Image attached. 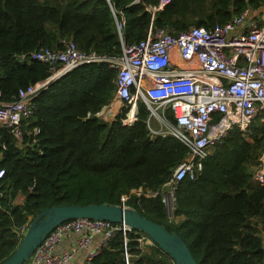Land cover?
I'll return each instance as SVG.
<instances>
[{
	"label": "trees",
	"instance_id": "obj_1",
	"mask_svg": "<svg viewBox=\"0 0 264 264\" xmlns=\"http://www.w3.org/2000/svg\"><path fill=\"white\" fill-rule=\"evenodd\" d=\"M159 1L0 0V101L15 100L19 90L49 76L46 64L20 62L16 54L61 49L72 40L80 50L114 57L121 44L140 42L150 27L209 29L262 0H169L151 19L146 6ZM115 20L123 21L120 35ZM115 76L105 62L80 65L34 97L22 141L0 127V264L17 248L20 229L42 210L120 205L132 189H159L186 157L188 149L173 136H149V111L141 102L129 126L121 115L110 122L97 115L114 98ZM164 113L175 124L170 108ZM263 153L264 122L255 119L245 136L236 129L226 134L195 180L180 181L172 218L161 195L131 194L126 205L178 235L197 264H264V183L252 180ZM18 196L21 204L14 203ZM145 239L138 230L125 238L115 232L88 264L173 263Z\"/></svg>",
	"mask_w": 264,
	"mask_h": 264
},
{
	"label": "built area",
	"instance_id": "obj_2",
	"mask_svg": "<svg viewBox=\"0 0 264 264\" xmlns=\"http://www.w3.org/2000/svg\"><path fill=\"white\" fill-rule=\"evenodd\" d=\"M140 1V0H138ZM169 0H160L146 8L151 19ZM115 17V14L113 12ZM120 35L123 21L115 20ZM61 49L39 47L30 54L14 55L20 62L36 60L48 66L49 76L26 89L19 90L15 100L0 101V127L17 141H22V123L33 113V99L53 81L70 70L95 62H105L116 71L114 98L97 115L105 120L110 114L120 116L122 125L136 120L141 102L149 111L146 127L150 137L169 135L187 149L186 157L172 170L168 180L157 190L132 189L120 196V206L130 208V195H161L166 215L173 217L176 190L184 178L195 180L205 159L232 129L244 136L255 119L264 122V0L258 8L246 7L227 22L206 29L190 27L180 33L169 29L149 28L138 43L124 46L120 55L100 56L80 50L72 40H64ZM1 94V91H0ZM118 104V108L113 107ZM161 110H160V109ZM170 108L175 124H170L164 109ZM156 123V126L152 122ZM34 133L37 130L34 129ZM252 180L264 183V153ZM3 170L0 169V178ZM27 230L23 226L22 236ZM131 228L107 220L74 218L51 230L29 258V264H68L76 253L97 240L84 264L99 253L101 247L120 231L125 238ZM77 233L75 242L59 252L62 239ZM151 244L150 239H145ZM176 264V263H172Z\"/></svg>",
	"mask_w": 264,
	"mask_h": 264
},
{
	"label": "water",
	"instance_id": "obj_3",
	"mask_svg": "<svg viewBox=\"0 0 264 264\" xmlns=\"http://www.w3.org/2000/svg\"><path fill=\"white\" fill-rule=\"evenodd\" d=\"M136 2H139L136 0ZM59 79L53 81L56 82ZM115 118L110 114L105 121ZM11 127H2L3 135ZM3 136L0 138V144ZM74 218H89L107 220L114 224H124L132 230L146 234L149 239L176 264H197L186 244L175 233L169 232L162 225L156 224L140 216L132 208L120 205L86 204L61 205L42 210L30 222L17 248L1 264H23L29 260L34 250L40 245L45 236L61 223Z\"/></svg>",
	"mask_w": 264,
	"mask_h": 264
},
{
	"label": "crops",
	"instance_id": "obj_4",
	"mask_svg": "<svg viewBox=\"0 0 264 264\" xmlns=\"http://www.w3.org/2000/svg\"><path fill=\"white\" fill-rule=\"evenodd\" d=\"M114 109L118 108V104H116L114 107ZM23 198L21 196H18L15 199V204H21L22 203ZM182 218H180L181 221ZM78 237L77 233H71L70 235H68L67 237H65L64 239L61 240V242H59L55 248L56 252H59L65 248L70 247L76 240V238ZM97 238V237H95ZM93 238L92 243L90 244V246H88L87 248H83L81 250H79L76 255L74 256V258L72 259V261H70L68 264H84L86 262L87 256L89 254V252L95 248L96 242L97 240Z\"/></svg>",
	"mask_w": 264,
	"mask_h": 264
},
{
	"label": "rangeland",
	"instance_id": "obj_5",
	"mask_svg": "<svg viewBox=\"0 0 264 264\" xmlns=\"http://www.w3.org/2000/svg\"><path fill=\"white\" fill-rule=\"evenodd\" d=\"M159 109H160V108H159ZM160 110H161V109H160ZM152 124H153L154 126H156V123H155L154 121L152 122Z\"/></svg>",
	"mask_w": 264,
	"mask_h": 264
},
{
	"label": "clouds",
	"instance_id": "obj_6",
	"mask_svg": "<svg viewBox=\"0 0 264 264\" xmlns=\"http://www.w3.org/2000/svg\"><path fill=\"white\" fill-rule=\"evenodd\" d=\"M23 236V235H22ZM22 236H21V238H22Z\"/></svg>",
	"mask_w": 264,
	"mask_h": 264
}]
</instances>
